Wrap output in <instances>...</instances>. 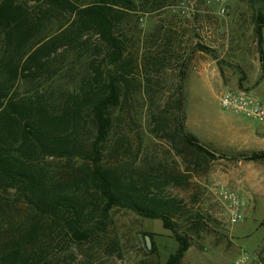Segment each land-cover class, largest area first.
<instances>
[{
  "label": "trees",
  "instance_id": "1",
  "mask_svg": "<svg viewBox=\"0 0 264 264\" xmlns=\"http://www.w3.org/2000/svg\"><path fill=\"white\" fill-rule=\"evenodd\" d=\"M151 1L160 4L142 0L141 5ZM252 1L263 55L264 0ZM30 2L42 8L30 9ZM137 7L138 0H0V232L5 233L0 264H56L53 245L60 244L100 243L117 253L118 239L109 235L114 207L160 219L172 232L177 247L166 264H180L190 247L189 235L179 225L189 217L187 205L166 192L170 185H185L190 175L162 165L134 166L131 157L133 149L138 153L127 132L133 93L140 86L152 87L149 75L136 72L137 60L127 50L129 38L121 32L124 18ZM52 17L58 22L50 34L46 25ZM85 33H94L101 42L85 61L78 82L58 95L42 89V81L62 69L54 54L62 47L80 49ZM178 42L168 39L150 61L155 71L179 63L168 100L152 114L156 124L151 130L170 139L188 162L208 164L224 154L185 128L179 88L189 54L177 57L171 51ZM22 83L29 85L20 90ZM235 157L264 160V150ZM193 216V224H204L198 213ZM190 222L186 219L183 225Z\"/></svg>",
  "mask_w": 264,
  "mask_h": 264
},
{
  "label": "rangeland",
  "instance_id": "2",
  "mask_svg": "<svg viewBox=\"0 0 264 264\" xmlns=\"http://www.w3.org/2000/svg\"><path fill=\"white\" fill-rule=\"evenodd\" d=\"M74 1L89 3L91 0ZM141 2L138 0L136 10L124 18L121 32L129 38L127 50L137 60L136 72L139 77H151L149 85L153 90L140 86L133 93L131 127L127 132L133 146L138 147V153L137 148L131 152L134 166L162 165L187 171L190 175L185 185H170L166 191L182 198L188 209L189 217L179 220V225L181 230H186L191 245L180 264H234L244 254L247 259L240 264H264V194L257 197L252 212L250 206L242 204L236 187L228 184L224 189L234 190L241 203L243 217L236 222L229 220L223 198L222 203L202 202L198 198L202 189H206L204 184L214 186L225 180L226 163L237 160L238 152L223 153L224 156L208 164L202 161L195 166L183 154H178L170 139L151 130L156 124L152 114L168 100L179 63L155 71L150 69V61L157 51H162L168 39L178 38V44L172 43L171 51L177 57L189 54L185 77L179 88L186 130L216 153L224 152L220 148L223 143L264 148V126L253 118L223 108L218 99V94L227 88H244L264 100V41L263 55H260L253 23L254 3L252 0H157L159 5L151 1L142 6ZM28 7L36 12L37 8L38 11L42 8L33 2L28 3ZM57 22L58 19L51 18L46 25L47 33H54ZM262 32L264 36V27ZM81 41L84 43L78 51L62 47L54 54L62 61V69L54 77L44 79L42 89L58 95L78 82L85 61L101 42L94 33H85ZM199 45L208 50H200ZM76 53H82V56L77 57ZM28 85L22 83L19 88L23 90ZM52 163L59 164L60 161L53 160ZM259 163L264 167V162ZM15 206L23 207L22 204ZM194 213L200 215L198 219L204 224H193V219L197 218ZM111 218L109 235L117 237L119 252H107L106 246L100 243L95 247L88 244L82 247L53 245L55 263L166 264V258L177 247L172 232L162 226L160 219L146 218L122 207H114ZM186 219L192 222L183 225ZM145 234L151 242L148 250L144 246ZM2 235L5 233L0 232V237Z\"/></svg>",
  "mask_w": 264,
  "mask_h": 264
},
{
  "label": "crops",
  "instance_id": "3",
  "mask_svg": "<svg viewBox=\"0 0 264 264\" xmlns=\"http://www.w3.org/2000/svg\"><path fill=\"white\" fill-rule=\"evenodd\" d=\"M220 148L224 151L221 153L264 150V148H248L241 143H223L220 145ZM225 157L227 159L230 158L229 155H226ZM227 162V172L225 173L227 177H225V180L214 183V186L204 184L206 189H202V192L198 195L199 200L202 202L216 201L217 203H222V190L227 188L228 184H231L236 187L242 204L250 206L251 211L253 212L256 208L257 197L264 194V167H262L263 163H259L264 162V160H242L237 158V160H230Z\"/></svg>",
  "mask_w": 264,
  "mask_h": 264
},
{
  "label": "built area",
  "instance_id": "4",
  "mask_svg": "<svg viewBox=\"0 0 264 264\" xmlns=\"http://www.w3.org/2000/svg\"><path fill=\"white\" fill-rule=\"evenodd\" d=\"M218 99L223 108L253 118L264 126V100L251 94L249 90L227 88L219 93ZM221 194L226 202L229 220L236 222L241 219L243 214L240 211L241 203L238 194L230 189H223ZM246 259L247 255L244 254L236 259L234 264H240Z\"/></svg>",
  "mask_w": 264,
  "mask_h": 264
},
{
  "label": "water",
  "instance_id": "5",
  "mask_svg": "<svg viewBox=\"0 0 264 264\" xmlns=\"http://www.w3.org/2000/svg\"><path fill=\"white\" fill-rule=\"evenodd\" d=\"M144 246H145V248L148 250V249H150V247H151V242H150V238H149V236L147 235V234H145L144 235Z\"/></svg>",
  "mask_w": 264,
  "mask_h": 264
}]
</instances>
